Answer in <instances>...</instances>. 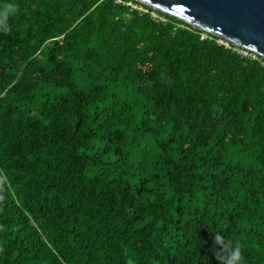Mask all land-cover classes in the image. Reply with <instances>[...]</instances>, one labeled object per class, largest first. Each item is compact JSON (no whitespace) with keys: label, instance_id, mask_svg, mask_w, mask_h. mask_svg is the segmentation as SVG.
Wrapping results in <instances>:
<instances>
[{"label":"trees","instance_id":"trees-1","mask_svg":"<svg viewBox=\"0 0 264 264\" xmlns=\"http://www.w3.org/2000/svg\"><path fill=\"white\" fill-rule=\"evenodd\" d=\"M121 1L0 0V264H264V58Z\"/></svg>","mask_w":264,"mask_h":264},{"label":"water","instance_id":"water-1","mask_svg":"<svg viewBox=\"0 0 264 264\" xmlns=\"http://www.w3.org/2000/svg\"><path fill=\"white\" fill-rule=\"evenodd\" d=\"M264 58V0H136Z\"/></svg>","mask_w":264,"mask_h":264},{"label":"built area","instance_id":"built-area-1","mask_svg":"<svg viewBox=\"0 0 264 264\" xmlns=\"http://www.w3.org/2000/svg\"><path fill=\"white\" fill-rule=\"evenodd\" d=\"M115 1L117 3H124L131 10H138V11H141V12L146 11V9L143 8L141 5H139L138 3H134L132 1H128V2H124V1H121V0H115ZM150 15L156 21H162V22L166 21V19L164 17H161V16L157 15L154 12H151ZM206 38H210V36L207 34V32L201 33L200 39H206ZM217 42L219 44H222L225 48L231 49L232 51L236 52L238 55H240L242 57H246V58H249V59H257L258 55L256 53L251 52V51H249L247 49H244L242 47H239L237 45L231 44V43H229L228 41H226V40H224L222 38L217 39Z\"/></svg>","mask_w":264,"mask_h":264},{"label":"clouds","instance_id":"clouds-1","mask_svg":"<svg viewBox=\"0 0 264 264\" xmlns=\"http://www.w3.org/2000/svg\"><path fill=\"white\" fill-rule=\"evenodd\" d=\"M213 241L215 245H217L219 248H222L225 253L227 254L230 261L236 262L240 259V252L238 247H232L228 243H226L220 234H215L213 237Z\"/></svg>","mask_w":264,"mask_h":264}]
</instances>
